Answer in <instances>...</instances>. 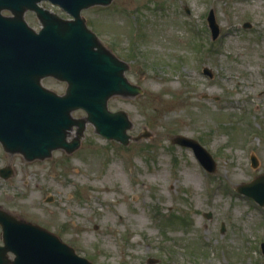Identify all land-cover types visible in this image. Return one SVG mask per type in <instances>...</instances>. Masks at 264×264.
I'll use <instances>...</instances> for the list:
<instances>
[{
	"label": "rangeland",
	"instance_id": "rangeland-1",
	"mask_svg": "<svg viewBox=\"0 0 264 264\" xmlns=\"http://www.w3.org/2000/svg\"><path fill=\"white\" fill-rule=\"evenodd\" d=\"M81 15L142 89L107 101L127 115L131 139L107 141L87 123L70 154L26 161L0 145V168L12 170L0 178V208L94 264H264V207L235 191L264 174V0H113ZM23 18L40 29L33 12ZM42 84L66 88L53 78ZM176 135L210 153L212 173L170 142Z\"/></svg>",
	"mask_w": 264,
	"mask_h": 264
},
{
	"label": "water",
	"instance_id": "water-1",
	"mask_svg": "<svg viewBox=\"0 0 264 264\" xmlns=\"http://www.w3.org/2000/svg\"><path fill=\"white\" fill-rule=\"evenodd\" d=\"M42 1L59 6L73 19H61L40 7ZM112 1L0 0V144L5 152L20 154L26 161L46 159L57 149L70 154L79 148L86 123L100 136L128 144L131 123L125 112L109 111L107 101L117 95L135 97L142 89L127 80L128 65L103 46L81 16L84 9ZM3 10L10 15L3 16ZM26 11H33L41 23L38 32L24 20ZM208 23L215 39L218 27L212 12ZM46 77L65 82L64 93L44 87L41 80ZM78 109L86 117L73 118ZM74 127L76 136L69 141ZM171 143L191 148L201 165L213 172L214 161L195 140L176 135ZM11 175L10 167L0 169L2 179ZM237 190L264 206V174ZM0 228V264H94L54 233L2 209ZM261 247L264 255V243Z\"/></svg>",
	"mask_w": 264,
	"mask_h": 264
}]
</instances>
